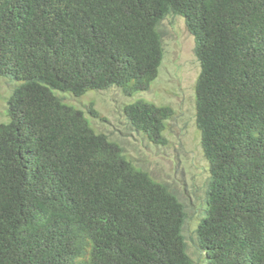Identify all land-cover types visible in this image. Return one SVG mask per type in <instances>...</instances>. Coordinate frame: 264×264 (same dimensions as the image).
I'll return each mask as SVG.
<instances>
[{
	"label": "trees",
	"instance_id": "16d2710c",
	"mask_svg": "<svg viewBox=\"0 0 264 264\" xmlns=\"http://www.w3.org/2000/svg\"><path fill=\"white\" fill-rule=\"evenodd\" d=\"M168 15L200 64L196 258L174 191L56 94L148 90ZM0 76L20 82L0 123V264H264V0H0ZM125 114L159 142L173 110Z\"/></svg>",
	"mask_w": 264,
	"mask_h": 264
},
{
	"label": "rangeland",
	"instance_id": "374dc122",
	"mask_svg": "<svg viewBox=\"0 0 264 264\" xmlns=\"http://www.w3.org/2000/svg\"><path fill=\"white\" fill-rule=\"evenodd\" d=\"M159 31L164 53L158 76L148 90L127 96L120 87L112 86L79 96L61 91L56 94L65 103L81 109L93 129L118 144L126 159L174 191L186 206L188 217L183 233L188 252L196 258L197 208L203 215L210 178V165L203 154L201 131L196 124L195 84L200 64L194 52V37L182 16H166ZM19 84L11 77L0 76V123L9 121L7 101ZM137 100L172 108L173 114L165 121L159 142L135 129L127 119L125 106Z\"/></svg>",
	"mask_w": 264,
	"mask_h": 264
}]
</instances>
